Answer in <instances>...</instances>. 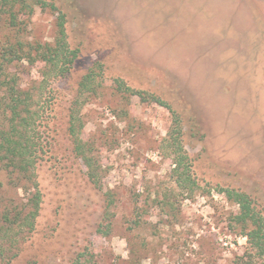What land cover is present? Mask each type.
<instances>
[{"label": "rangeland", "instance_id": "1", "mask_svg": "<svg viewBox=\"0 0 264 264\" xmlns=\"http://www.w3.org/2000/svg\"><path fill=\"white\" fill-rule=\"evenodd\" d=\"M46 1L65 13L67 41L79 54L68 75L43 88L40 63L14 67L43 111L34 169L41 201L17 255L5 251L0 264H239L247 243L230 230L236 205L214 187L247 193L264 216V0ZM57 14L35 7L26 38L52 41ZM95 63L102 77H119L180 113L203 193L184 198L171 177L160 150L168 110L133 96L125 116L107 89L80 108L81 137L97 149L92 182L68 123L78 81ZM14 182L0 167L1 208L26 201Z\"/></svg>", "mask_w": 264, "mask_h": 264}, {"label": "trees", "instance_id": "2", "mask_svg": "<svg viewBox=\"0 0 264 264\" xmlns=\"http://www.w3.org/2000/svg\"><path fill=\"white\" fill-rule=\"evenodd\" d=\"M35 7H49L51 11H58L52 41H31L26 38L28 22ZM65 22V13L46 0H0V167L7 170L14 178V185L22 188L26 194V201L21 200L18 206H13L12 200L5 201L2 208L0 205V256L5 251L12 252L9 258L17 255L14 249L24 239L22 233L33 229L41 201L34 169L43 150L38 129V120L43 117V111L34 107L33 95L20 88L14 67L24 60L29 64L40 63L42 88L52 80L68 75L79 49L69 45ZM105 89L109 95L119 98L120 111L125 116L129 114L128 105L133 96H137L142 103H156L168 110L171 123L161 141L160 150L172 163L170 174L176 187L184 198H193L203 187L193 175L192 160L184 146L180 113L161 97L131 87L119 77L109 80L102 77L101 65L97 64L89 68L78 81L68 123L73 150L86 164L92 182L98 184L99 181V166L95 157L97 149L93 139L84 140L81 137L84 124L80 108L90 97L99 96ZM44 106L45 102L41 107ZM214 190L236 205L228 215L230 230L245 237L247 243L243 254L237 257L238 263L252 264L254 258L264 262V216L254 199L231 187L215 186ZM112 194L111 190L106 192L108 206L113 203ZM108 227L109 224L105 226L106 229L99 230L107 234Z\"/></svg>", "mask_w": 264, "mask_h": 264}]
</instances>
